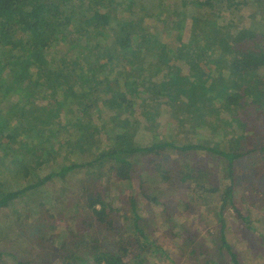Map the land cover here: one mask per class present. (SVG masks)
I'll list each match as a JSON object with an SVG mask.
<instances>
[{
	"label": "trees",
	"instance_id": "16d2710c",
	"mask_svg": "<svg viewBox=\"0 0 264 264\" xmlns=\"http://www.w3.org/2000/svg\"><path fill=\"white\" fill-rule=\"evenodd\" d=\"M138 3L139 0H0V52L6 54L5 59H0V107L5 110L0 132L3 138L7 136L4 141L10 146L7 153L0 155V163L3 165L9 158L13 162L16 160L17 165H10L20 167L25 176L22 182L15 180V186L8 185L6 179H0V223L2 214L8 210L16 236L11 241L23 242L22 238L29 249H34L35 255L29 263L18 261L12 252L5 249L7 245L0 241V264H38L40 256L46 264H126L125 258L129 264H140L139 252L153 241L143 228L146 220L134 200L131 187L128 189V208L122 211L117 207L119 190L122 192L120 187L129 185L134 165H142L146 169L143 171L140 167L137 173L140 185L145 181L153 189L157 181L171 179L172 171L177 168L173 153H181L180 158L178 154L176 157L180 168L176 169L175 177L181 181L192 180L200 187L201 197L207 196L206 201L211 200L210 203L203 202L202 206L211 212L217 208V216L227 205L237 209L232 200L233 161L248 151L251 155L255 152L258 157L254 166L264 165V135L258 137L255 146L244 153L229 151L227 133L234 131L233 126L242 129L238 123H246L249 119V115L241 111L244 105H249L243 101L248 102L250 96L231 102L229 93L225 95L232 85L243 87L251 84L253 97L250 103L264 106L263 80L259 81L257 72L249 68L250 57L256 49L264 58V33L238 28L235 32L227 29L225 35L220 32L216 35L213 31L215 22L201 16L205 7L207 11L212 7L211 0H179V12L173 10L172 15L161 22L167 31L175 34L172 19L179 17L176 24L183 32L175 35V40L179 42L176 55L180 60L184 55L196 57L193 51L198 46L199 52L207 55L212 52L208 61L214 66L220 63L218 56L233 51L244 54L242 64L235 68L236 80L233 77L224 80L216 71L198 72L190 78L164 63L173 49L170 44L153 33L138 37L128 32L133 19L149 16ZM189 10L194 14L188 15ZM164 11V8H159L156 16H163ZM120 14L129 15L128 18H120ZM255 20L263 21L258 14ZM54 41L67 46V54L58 57L56 64L45 57V54L55 52ZM199 62L200 59L195 58L191 63L194 66ZM163 67L170 71L164 74ZM110 68V74L124 77L123 84L117 89L108 86V77L104 75V70ZM98 76H102L100 82H96ZM160 76L161 80L157 82ZM210 81L219 85L218 98L210 92L214 88H209ZM260 82L263 90H258ZM58 85L67 91L58 93L54 101L51 98ZM189 87L191 94L184 91ZM7 89L12 94L21 95V99L16 102L6 100ZM126 89L130 90V95H134L137 89L150 90L146 92L145 99L135 103L127 100L123 92ZM30 94L33 101L41 95L43 100L53 102L50 105L54 114L63 111L67 124L47 118L44 109L40 110V115H36L35 110H19L22 98H25V103H31L28 101ZM154 95L164 97V101H150ZM102 98L101 101L118 109L117 115L124 121L122 131L104 140L100 134L108 127V121L101 120L97 124L92 119L91 110L92 101ZM148 102H153V106L150 107ZM144 103L147 104L144 106ZM208 103L211 106L208 107ZM163 104L172 106L174 111H181V120L176 123L182 126L183 132L192 134L204 129L205 134L193 142H186L185 146L166 137L160 144L140 148L132 142L130 133L139 130L148 119H156ZM193 117L195 120L192 122ZM173 121L158 125L166 136L168 128L174 126ZM147 129L153 131L154 127L148 126ZM252 129L240 138L249 139ZM124 130L129 134L125 135ZM204 141L214 144L211 147L203 145ZM157 145L167 151V158L147 160V166L136 156L153 152ZM199 151H207L220 158L223 166L220 179L231 184L216 200L218 189L208 183L209 173L187 162ZM53 152L58 158L48 164L44 160L45 155L50 160ZM44 164L47 165L45 173L38 174L39 170H44ZM48 180L55 184L57 192L46 188ZM260 184L256 194L264 204V178ZM254 187L252 184L251 188ZM139 192L146 201L156 203L147 197V192ZM168 205L169 202L157 203V208L166 212ZM117 219H121L122 224H116ZM35 225L39 226L40 232H46L48 238L43 234L36 235ZM169 226L173 236L179 235L180 230L174 224ZM222 245L230 256L231 264H242L228 244Z\"/></svg>",
	"mask_w": 264,
	"mask_h": 264
},
{
	"label": "rangeland",
	"instance_id": "374dc122",
	"mask_svg": "<svg viewBox=\"0 0 264 264\" xmlns=\"http://www.w3.org/2000/svg\"><path fill=\"white\" fill-rule=\"evenodd\" d=\"M138 4L139 7L141 5L142 8L145 9L149 16L144 17L141 20L133 19V24L128 27V32L130 34L133 33L138 37L147 33H153L157 35L156 37H160L164 43L170 44L171 46H169L173 49L167 54L164 62L166 65L170 64L175 71L181 72L184 76H190V78H193L198 72L207 74L210 71H216L217 75L223 76L224 80H227L230 77H233V80H236V75H234L235 68H238L240 64H242L244 58V54L241 52L233 51L231 54H223L221 57L218 56L217 60L220 62L218 66H214L208 61L210 55L212 56V52L210 55L199 52L198 48H200V46L196 48L197 50L195 49V51H193L196 57L189 58V55H184L182 60L177 57L176 54L179 42L175 40V35L182 34L183 32V29L176 24L179 17H174L172 19L174 31L177 32L175 34L170 33L171 31H167L163 27L164 25L161 20L169 18V15H172L173 10L179 12V0H139ZM128 5L129 4L127 3V6ZM211 6L212 7L210 10L208 9V11L207 7H205L202 10L201 16L203 15L205 18H211L215 22L216 28L213 31L216 35H219V32L225 35L224 32L227 29L235 32L238 28H248L249 30L253 29L255 32H259L260 34L264 33V0H211ZM159 8L165 9V13L161 17L156 16V12ZM187 8L190 9V7ZM187 12L188 15L194 14L192 10ZM257 14L262 17L263 21L257 22L258 20H255ZM128 15L129 14H120L119 17L128 18ZM54 47L55 52L45 54V57L56 64V59L58 57L67 54V46L62 45L61 41H54ZM57 50L58 52H56ZM5 56V53L0 52V59H5ZM195 58H199L200 62L192 66L193 63L191 62H194ZM249 68H253L257 72V78L259 81L263 80L264 84V58L259 49H256L252 53ZM119 69L120 67L118 70ZM162 69L165 72L164 74H167L170 71L168 70L167 72L165 67ZM111 72V68L110 70L105 69L104 75L108 77V86L117 89L118 85L123 84L121 81H123L124 77L123 75L116 77L115 73L110 74ZM93 75L95 76L94 72ZM101 77L102 76H98L96 82H100L102 79ZM161 77L162 76L158 77L156 81H160ZM27 81L29 82V78ZM211 87L214 88H212L210 92L218 98V91L220 89L219 85H216L215 81H210L209 88ZM149 90L150 89H137V92L134 95H130L129 89H126L123 92L126 95L127 100L139 103L142 99L146 98V92ZM258 90H263L261 82ZM63 91L65 92L67 89L58 85L51 99L55 101L57 94ZM184 91L185 93L191 94L190 87L186 88ZM28 92H30V88ZM227 93H229L228 98L231 102L237 101L238 98L245 99L250 96L248 102H245V100L243 101L244 103H249V105H244V108L241 111L242 113L249 115V119L246 123L242 121L238 123L242 126V129L239 126H233L232 128H235L234 131H228L229 133H227L226 136L229 151L244 153L248 148H253L255 146V141L258 137L264 135V106L250 103L251 98L253 97L251 84L243 87L232 85L225 95H227ZM97 95L98 94H96V96ZM21 97V95H17L16 93H10V89H7L6 91V100L10 102H16L19 98L21 99ZM3 98L4 94L2 93L1 100H3ZM37 98L39 100L35 99L33 101L30 94L28 101L31 103H25V98H22L23 103L21 104V108L18 109L22 112L35 110L36 115H40V110L44 109V115L47 118H53V120L57 122L62 124H65L66 122L67 124L63 111L54 114L50 105L53 102L50 103L43 100L41 95ZM93 98L94 97H92V99ZM101 100H103V98L99 100L95 99V102L92 101L91 110L92 119L97 122V124H99L101 120L108 121V127H105L100 134L101 139L104 140L105 138L113 137L117 132L122 131L124 121L122 117L117 115L119 112L115 106H110L105 101L103 102ZM151 100L163 102L164 97L154 95L150 101ZM148 103H150V107L153 106V102ZM146 104L147 103H144V106ZM207 106L209 107L211 104L208 103ZM160 107L161 109L158 111L156 119H148L141 125L139 130L130 133V139L140 148H147L153 144H160L166 137L169 139L171 137V141L180 146H185L186 142H193L200 137V135L205 134L206 131L204 129H198L192 134L183 132L182 126L179 123H176L178 120H181V111H174L173 107L168 104H163ZM4 114L5 110L0 107V123L4 122V120L1 119ZM194 118L195 117L191 119L192 122L195 120ZM207 118L208 117L206 116L205 119ZM169 120H174V126L168 128L166 136L163 128L158 127V125L169 122ZM148 126L154 127V130H148ZM8 127L9 125L5 127L6 131ZM13 128L14 123L11 130ZM159 128L161 129L159 130ZM250 128L253 129L252 133L248 135L250 136L249 139L242 140L240 137L246 132L249 133L248 129ZM124 133L125 135L129 134L128 131L125 130ZM6 137L7 136L5 135L4 138ZM4 138L0 132V155H4L10 149V146L4 141ZM213 144L212 141L209 143L204 141L203 143V145L210 147L213 146ZM158 154H161V157ZM165 154H167V151L157 145L153 152L148 151L143 156L139 153L136 156L142 163H145L148 166L147 160L153 158L158 159V157L160 160H163V158H167V155ZM177 154L178 158L181 157V153L176 152L173 153L172 158L175 165H177L176 169H179L178 158H176ZM57 156L58 155L53 152L51 155L52 160H48V155H45L44 160L50 164L57 160ZM82 156L83 154L79 157ZM17 157L18 155L15 156V158ZM255 158H258L255 152L251 155L246 151L244 155L233 161V186H231L229 181L220 179L223 166L221 165V161H219V157L214 156L207 151H199L191 158L187 159L190 166H196L209 173L208 179L210 182L208 183H211L218 189V192L214 197L215 200L219 195L222 197V193L229 185L232 187V200L237 209L235 210L227 205L226 209L222 211L220 216L216 215L217 208H214V212H211L202 206L203 202L210 203L211 200L206 201L209 197H201L199 192L201 188L197 187L192 180L186 179L185 181H181L180 179H177L175 177L176 169L175 172L174 170L172 171L171 179L165 182L157 181V183L154 184V188L151 189L149 184L145 183V181L140 185L137 178L139 168L141 167V170L143 171L146 169L142 165H140V167L134 165L131 169L132 178L129 185L126 187H120L122 192L120 193L119 190L120 199L117 207L119 209L122 208V211L128 208V197L130 196H128V189L131 187L134 191V200L138 207L143 211V216L146 220V225L143 224V228L146 233L150 234L148 238L153 241L151 245L143 247L139 252V255L141 256L139 259L140 264H231L230 256L227 254L225 246L222 245L223 243L228 244L233 249L238 256L240 263L264 264V204L256 194L258 192L257 188H261L260 180L264 178V165L254 166ZM182 159H184V154L182 155ZM15 163L16 160L13 162L11 158L5 160L3 165L0 163V179H6L8 185L11 186H15V180L22 182L25 179V176L23 175L24 172L20 167L10 165H15ZM44 167H47V165L44 164L43 168ZM45 171L46 168H44V170L42 169V171L39 170L38 174H44ZM183 171L184 173L186 172L185 170ZM252 184L256 187L251 188ZM45 186L48 190L58 191L55 184L50 180L46 182ZM139 190L147 192V197L153 198L156 203L154 204L153 201L152 203L146 201L145 197L141 195ZM164 202H169L166 212H163L161 208H157V203L161 204ZM219 202L221 203V200ZM219 202L218 205H220ZM208 206L213 205L208 204ZM1 218V220H3L0 223L1 244L7 245L5 249L8 252H12L18 261L27 263L31 262L35 256L34 249H29L24 244L25 241L22 238L20 239L23 242L11 241L12 238L16 236L14 235L15 228L11 226L12 222L8 210L4 211ZM171 223L175 225L176 229L180 230L179 235L173 236V232L169 228V224ZM116 224H122L121 219H117ZM44 226L46 225L43 224V227ZM220 228L221 235L219 234ZM33 230H36V235L43 234L48 238L46 232H40L39 226L35 225ZM125 259L124 262L129 264V260L127 261ZM38 260V264H46L41 256L38 257Z\"/></svg>",
	"mask_w": 264,
	"mask_h": 264
},
{
	"label": "built area",
	"instance_id": "2783aa9c",
	"mask_svg": "<svg viewBox=\"0 0 264 264\" xmlns=\"http://www.w3.org/2000/svg\"><path fill=\"white\" fill-rule=\"evenodd\" d=\"M101 264H105V263H101Z\"/></svg>",
	"mask_w": 264,
	"mask_h": 264
}]
</instances>
